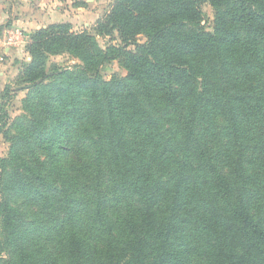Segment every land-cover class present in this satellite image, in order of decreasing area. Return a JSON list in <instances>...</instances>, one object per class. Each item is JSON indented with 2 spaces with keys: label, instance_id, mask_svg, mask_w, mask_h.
Instances as JSON below:
<instances>
[{
  "label": "trees",
  "instance_id": "1",
  "mask_svg": "<svg viewBox=\"0 0 264 264\" xmlns=\"http://www.w3.org/2000/svg\"><path fill=\"white\" fill-rule=\"evenodd\" d=\"M93 32L29 35L0 264H264V0H114Z\"/></svg>",
  "mask_w": 264,
  "mask_h": 264
},
{
  "label": "rangeland",
  "instance_id": "2",
  "mask_svg": "<svg viewBox=\"0 0 264 264\" xmlns=\"http://www.w3.org/2000/svg\"><path fill=\"white\" fill-rule=\"evenodd\" d=\"M4 2V3H2ZM114 0H0V73L4 76L0 77V118L4 115L2 111L8 115V123L20 118L24 115L22 110V100L27 94V90H20L24 86L21 76V67L24 63L30 60L26 48V42L29 36H23V32L19 25L14 23L13 16L16 10L14 9L15 3L19 5L18 15L21 18L26 14L29 17L37 19L40 14L50 16V14L57 13L59 16L54 20L50 18V24L63 23L71 26V30L75 33L87 31L93 34V29L97 21L103 20L108 11L110 10ZM3 6L5 9H3ZM83 8V11L91 15L87 18L84 17L85 13H75L76 8ZM2 9L6 12L5 17H2ZM10 10L8 13L7 11ZM202 10L204 13V26L207 32L212 31L213 24V9L208 5H203ZM86 15V14H85ZM15 18H17L15 16ZM13 25V26H12ZM46 27V26H45ZM19 31V32H18ZM31 31V30H29ZM33 31H31L32 33ZM21 33V35H19ZM138 43L144 42V37L139 36ZM98 43L102 47L108 45H116V34L114 39L110 37H97ZM129 50H134L132 46ZM28 57V59H26ZM52 64L57 65L59 68L71 67L78 64L74 58L69 55L53 56L48 59V68ZM100 73L105 81H108L113 76L123 77L126 74L125 69L117 61H111L100 68ZM8 89L4 94V90ZM3 94V95H2ZM10 143L5 140L0 134V159H6L9 156ZM43 158V156H41ZM13 206H15L21 214L20 221L28 222L30 220V211L24 210L25 205L23 199H14ZM32 210V209H31ZM35 212V210H32ZM5 257L2 253L0 258Z\"/></svg>",
  "mask_w": 264,
  "mask_h": 264
},
{
  "label": "crops",
  "instance_id": "3",
  "mask_svg": "<svg viewBox=\"0 0 264 264\" xmlns=\"http://www.w3.org/2000/svg\"><path fill=\"white\" fill-rule=\"evenodd\" d=\"M86 1H90V0H86ZM2 3H4V2H2ZM18 8H19V5L17 3H15L14 9L16 10V12H14L15 14L13 16L12 22H13V25H14V23H16L20 27L23 26V28H21V29H22V31H24L23 32V36L26 35V38H27V36H29L31 34V31H35V30H38V29H40L42 27H45V26L49 25L51 23L50 22V18H52L54 20L55 18H57L59 16V14H57V13L50 14V16H47V15H44V14H42V15L40 14V17H37V19H35V18L29 17V16H27L25 14L24 17L21 18V16H19L18 13H17L18 12ZM3 9H5L4 6H3ZM3 9L1 11V15H2V17H5V13L6 12ZM74 11L77 14H82V13L86 14V15L84 14V17H81L82 15H80L81 19L87 18L89 15H91V14L86 13V12H81V11H83L82 7L76 8ZM7 12L9 13L10 10H8ZM15 16L17 18H15ZM29 30H31V31H29ZM19 35H21V33ZM28 40H29V37L27 38L26 42H28ZM25 48H26V46L24 45L23 49H25ZM26 59H28V57H26ZM3 76H4V74L0 73V77H3Z\"/></svg>",
  "mask_w": 264,
  "mask_h": 264
}]
</instances>
